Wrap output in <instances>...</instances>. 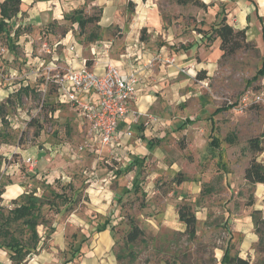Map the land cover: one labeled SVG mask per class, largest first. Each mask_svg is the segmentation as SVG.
<instances>
[{
  "label": "rangeland",
  "instance_id": "rangeland-1",
  "mask_svg": "<svg viewBox=\"0 0 264 264\" xmlns=\"http://www.w3.org/2000/svg\"><path fill=\"white\" fill-rule=\"evenodd\" d=\"M247 1L230 0L229 5ZM209 4L206 9L191 3L176 9L173 0L159 2L170 38L157 41V48L165 46L153 58L161 54V61L154 58L148 67L164 68L168 64L162 59L170 55L176 61L169 66L170 75L162 73L169 80L161 85L164 92H154L149 111L161 124L145 130L150 153L131 161L133 176L123 173L126 165L107 157L106 147L89 139L86 122L56 102L54 84L40 64L45 66L52 55L61 63L62 50H0V204L6 214L25 193L47 200L35 249L13 262L9 240L0 235V264H59L67 259L74 264H220L227 248L230 256L264 264V230L250 217L258 209L264 218V184L243 178L253 156L264 164V144L261 152L248 146L250 138L264 134V102L240 106L247 91L264 97V76L254 78L261 65L264 19L251 14L241 47L222 56L211 28L222 16L235 29L244 23L226 12L223 1L213 9L214 2ZM88 12L100 17L101 9L91 6ZM99 21L80 32L62 17L44 32L71 31L86 45L90 34L100 37L113 29ZM5 24L0 36L8 45ZM57 65L61 73L65 64ZM231 103L232 108L214 113ZM133 130L144 126L138 123ZM38 150L49 156L51 165L37 168V161L31 172L34 161L28 156ZM91 189L96 191L94 202ZM182 206L195 215L193 236L179 220ZM131 224L142 233L128 242ZM104 225L107 231L101 233ZM9 227L13 237L29 244L23 224L12 221Z\"/></svg>",
  "mask_w": 264,
  "mask_h": 264
},
{
  "label": "crops",
  "instance_id": "crops-1",
  "mask_svg": "<svg viewBox=\"0 0 264 264\" xmlns=\"http://www.w3.org/2000/svg\"><path fill=\"white\" fill-rule=\"evenodd\" d=\"M201 1L205 4L214 2L212 9L221 1L226 3V6L229 7L226 9V12L229 15L231 14L232 17L236 15L235 21L244 23V26L241 24L239 29L247 27L248 24L246 22L249 21V17L250 19L252 18L251 14L257 18L264 19V0H253L254 3L246 0L247 3H238L234 8L232 5H229L230 0ZM216 1L217 3H215ZM159 2L160 0H21L19 13L4 20L5 23H8V34L5 33L6 31L3 32L6 36L10 37L7 39L8 45L3 44L2 37L0 36V50H8V47L10 50H12L11 48L14 50H25L26 53H28L29 50H62L63 56L60 57L61 63H57L59 60L58 56H51V60L55 59L56 64L59 65H63L64 63V66L69 65L76 67L86 61L89 66L98 70L102 69L104 64H111L117 66L121 71L136 72L140 81L133 97L131 107L132 110L139 112L142 116V119L138 123L144 126V130L140 132L133 130L131 132L133 126L138 123L132 122L131 118H126L118 124L120 144L117 148V157L109 154L106 148L107 157L111 156V158L120 161L122 165H126L123 173L130 176L134 174L131 161L142 159L143 157L146 158L150 153L147 149V144L149 142H146L145 139L148 137V133L145 132V130L153 125L155 126L154 128H157L158 126L156 127V125L161 124V122H159V118L156 116L158 118L157 122L145 125V119L143 118L145 114L153 115L150 113L149 109L156 100L154 92L158 91L163 93L164 91L161 85L169 82L167 76L162 73H166V75L171 74V72H169V66H171V64L169 63H167L168 65L164 66V68H160L162 72L160 69L157 70V67L154 69L148 67L153 65L152 59L156 50L165 46L162 45L160 48H157V41H159L160 38H170V34L163 29ZM91 6H98L101 9L99 18V25H101V27L106 28L113 25L112 30L103 32L97 39L99 40L98 42L95 40L87 42L86 45L79 43L75 40L71 31L66 32L64 35L44 32V30L47 31L46 28L49 26L48 24L50 22L58 21V23H60L59 21L63 17V13H67L69 10H73L77 7H82L88 12ZM174 7L179 9L182 8L183 5L180 6L175 4ZM208 7L211 8V5ZM128 8H130L131 11H128ZM262 23L264 25V21ZM141 34L142 37L140 38ZM13 44L15 45L14 47ZM70 45H73L75 48V56H70L66 52ZM213 50H218V48H214ZM216 53L217 51L214 52V54ZM25 55L28 56V54ZM159 56H161V54H157L154 58H158ZM159 60L161 61L160 57ZM81 96L80 98L83 100L95 101L93 96ZM56 102L65 107H69L79 116L75 108L71 105L62 104L57 101V99ZM54 112H59V109ZM127 131H129L130 135L126 134ZM92 142L101 146L97 140ZM66 148L67 147H63V149ZM41 151L42 150H38L33 152L31 154L32 156H28V158H32L34 161V166L28 167L29 171H35L38 167H41V169L47 168L51 165L46 162L49 156L45 153L41 154ZM36 162L38 163L37 168L35 166ZM127 167L129 168L128 170H126ZM110 176L114 177L115 174H111ZM90 191H92V196L94 198L96 191L94 189ZM93 198L92 201L94 202L95 198ZM106 231L107 228L101 231V233H105Z\"/></svg>",
  "mask_w": 264,
  "mask_h": 264
},
{
  "label": "trees",
  "instance_id": "trees-1",
  "mask_svg": "<svg viewBox=\"0 0 264 264\" xmlns=\"http://www.w3.org/2000/svg\"><path fill=\"white\" fill-rule=\"evenodd\" d=\"M177 5H186L193 4L202 9H206L210 4H205L201 0H173ZM254 3L253 0H250ZM21 0H2L0 1V32L3 31L5 24V19H9L12 16L19 13V5ZM63 18L68 20L72 24H76L80 32H83L85 27L88 24L97 23L99 21V14L92 15L88 14L82 7H77L67 13H64ZM212 33L214 34V39L218 38L219 50L222 52V56L231 54L241 47L240 39H244L246 27L242 29H235L229 23L226 22L225 16L211 28ZM261 36L264 40V25L261 22ZM99 37L90 34L87 37L88 42L97 40ZM199 75V74H197ZM256 76H264V43L262 51L261 65L256 71ZM234 106V103L228 104L226 106L217 107L214 110V113H217L222 110L230 109ZM2 120V119H1ZM212 144V141L210 142ZM264 144V134H261L259 137L250 138L248 140V146L253 152L263 151ZM143 159V158H142ZM137 162L138 159H135ZM129 168L127 167L126 170ZM243 178L249 184L255 185L258 183L264 184V164L257 160L256 156H253L246 168L244 169ZM2 189H0V201H1ZM46 201V202H45ZM42 200L40 197L34 195L33 193H25L22 196V201L19 203H14V207L4 214L3 206L0 204V235L1 237L8 238L9 242L6 246L11 250L9 255L13 262H20L25 255H28L32 250L35 249L39 236L37 232V226L44 224V216L41 211V207L44 203H47V200ZM260 210L254 209L250 213V217L255 227H260L264 230V218L260 217ZM179 220L185 225L186 231L190 235L195 233V215L193 212H190L189 209L185 207H179L178 209ZM12 221H19L24 225L28 233V245L22 244L19 240L13 237L12 232L10 231V223ZM106 225L99 229L103 231L106 229ZM142 231L135 225L131 224V229L127 233V241L133 242L140 235ZM59 264H74L71 259ZM220 264H250V262L235 254L230 256L228 253V248L224 251L221 263Z\"/></svg>",
  "mask_w": 264,
  "mask_h": 264
},
{
  "label": "built area",
  "instance_id": "built-area-1",
  "mask_svg": "<svg viewBox=\"0 0 264 264\" xmlns=\"http://www.w3.org/2000/svg\"><path fill=\"white\" fill-rule=\"evenodd\" d=\"M74 49V46L70 45L66 50L67 54L75 56ZM46 51L51 53V50ZM162 60L169 64L176 61L175 56H166ZM41 66L46 80L54 84L57 101L75 108L88 126L89 139L97 140L110 154L117 157L120 144L119 122L131 118L132 122L138 123L142 119L140 113L131 107L140 81L136 72L121 71L111 64H104L102 69L98 70L84 61L76 67L66 65L60 73L55 59L45 66L41 63ZM81 95L93 96L95 101L83 100ZM260 102H264L263 93L247 91L240 98L241 107ZM143 119L145 125L158 121V118L151 114H145ZM126 134L130 135L129 131ZM33 165L34 162H30V167Z\"/></svg>",
  "mask_w": 264,
  "mask_h": 264
}]
</instances>
